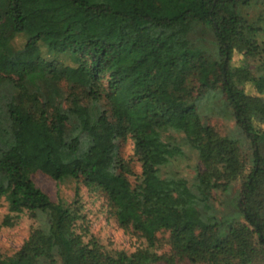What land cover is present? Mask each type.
I'll return each mask as SVG.
<instances>
[{
	"label": "trees",
	"instance_id": "16d2710c",
	"mask_svg": "<svg viewBox=\"0 0 264 264\" xmlns=\"http://www.w3.org/2000/svg\"><path fill=\"white\" fill-rule=\"evenodd\" d=\"M34 8L32 18L23 0H0V204L14 213L8 224L24 212L43 216L0 264H262L264 0H49L48 27ZM195 28L214 37L215 56L195 46ZM237 53L256 63L233 65ZM216 92L247 136L245 156L198 110ZM163 127L183 132L198 152L200 190L239 180L243 220L221 228L203 211L207 197L157 174L177 151ZM128 136L142 163L136 185L119 150ZM37 171L101 192L120 226L147 246L102 250L78 232L75 202L53 201L32 179ZM159 231L169 233L170 252L154 249Z\"/></svg>",
	"mask_w": 264,
	"mask_h": 264
},
{
	"label": "rangeland",
	"instance_id": "374dc122",
	"mask_svg": "<svg viewBox=\"0 0 264 264\" xmlns=\"http://www.w3.org/2000/svg\"><path fill=\"white\" fill-rule=\"evenodd\" d=\"M35 1L37 2L35 5ZM30 17L36 7V14L42 23L51 24L52 16L49 12V0H23ZM195 46L216 55V43L214 37L207 30L195 28L191 33ZM256 63V59L247 58L241 53H237L233 58V65L239 66L243 63ZM61 86L65 90L72 87L64 80ZM71 87V88H70ZM246 90L250 94H255L251 84L246 85ZM217 93V92H216ZM198 110L203 119H206L224 137L236 142L241 154H246L247 136L237 125L232 113V109L226 100L219 93L210 94L198 101ZM105 108H107L105 106ZM112 120L117 117L113 111H109ZM162 139L172 146H176L177 151L173 158L156 166L157 174L166 179H181L186 181L190 187L198 192L201 197H207L202 205L208 206L203 211L211 216L213 221L219 223L221 228H225L229 223L243 220L238 208L237 198L239 194V180L234 182L225 190H214L202 187L200 190L197 179L200 159L198 152L192 147L187 136L172 127L159 129ZM248 144V143H247ZM119 150L122 157L128 162L131 172L128 177L133 185L139 181L142 172V163L137 159L134 152V143L128 136L119 141ZM34 182L43 189L53 201H62L66 205L75 202L76 208L83 216L78 220V232H87V238L98 240L101 249L113 254L117 251H125L129 254L140 247H146L147 242L140 233L130 228L120 226L116 217L110 212L106 204L104 195L99 191H90L82 180L68 178L63 181L54 180L42 172L32 173ZM77 189H79L76 194ZM200 191L201 194H200ZM212 206V209L210 208ZM10 214L6 200L0 204V253L3 255H13L27 240L31 232L40 225L41 215L37 218L31 217L28 212L21 213L19 218H12L11 224L6 223V216ZM14 215V213L10 214ZM158 252H170L169 233L159 231L157 233ZM264 251V250H263ZM162 264V263H160ZM164 264V263H163ZM264 264V262L262 263Z\"/></svg>",
	"mask_w": 264,
	"mask_h": 264
}]
</instances>
